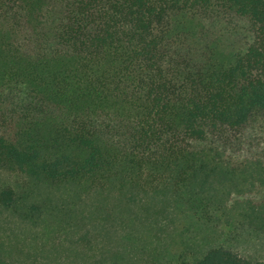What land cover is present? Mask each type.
Returning <instances> with one entry per match:
<instances>
[{
	"label": "trees",
	"instance_id": "trees-1",
	"mask_svg": "<svg viewBox=\"0 0 264 264\" xmlns=\"http://www.w3.org/2000/svg\"><path fill=\"white\" fill-rule=\"evenodd\" d=\"M5 226L44 264H125L150 233L172 264H264L216 240L264 234V0H0Z\"/></svg>",
	"mask_w": 264,
	"mask_h": 264
},
{
	"label": "rangeland",
	"instance_id": "rangeland-1",
	"mask_svg": "<svg viewBox=\"0 0 264 264\" xmlns=\"http://www.w3.org/2000/svg\"><path fill=\"white\" fill-rule=\"evenodd\" d=\"M171 229V227H166ZM168 229V230H169ZM163 229L159 231L161 232ZM18 233L17 228L14 226L10 228L8 227H1L0 228V238L3 236H11L14 241L20 242L21 245H23L22 240H24L26 237V243H25V254L29 256V259H25V256H21V258L25 262H20L23 264H44L43 261L46 260L44 255H48L50 253L42 251L39 246L43 244V241L40 239H33L32 237H29V234H26L24 232L21 233L19 238L16 239V234ZM147 241L145 243L146 249L143 250L144 252H141L142 254H137L135 259L133 258L129 262L125 264H172L173 258H175V255L168 252L165 249L169 244H175V242H169L167 241V237L163 236V246H159L158 241H156L154 234L150 233L146 237ZM169 239V238H168ZM218 242L223 243L228 248H231L232 250L238 252L239 254H242L243 256H247L253 259H264V234L259 233L253 230H248L246 228L236 230L234 229H228L226 233L221 237V239H216ZM168 242V243H166ZM105 244L109 245L111 243H116L115 241H104ZM176 245V244H175ZM174 245V246H175ZM101 249L99 246L93 247V249L88 250L86 255V260L91 264V262H96L99 260ZM161 250V252H165V254L158 256L156 252ZM72 252V250H71ZM70 252L65 251L64 249L61 251V255L65 256L66 263L65 264H71V261L74 258H69ZM37 255V256H34ZM136 255V254H135ZM47 264H53V259L47 260ZM55 264V263H54Z\"/></svg>",
	"mask_w": 264,
	"mask_h": 264
}]
</instances>
